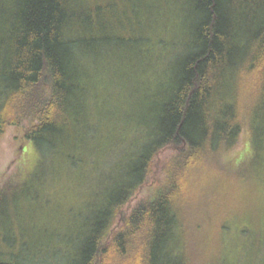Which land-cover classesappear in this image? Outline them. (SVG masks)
Returning <instances> with one entry per match:
<instances>
[{
    "label": "trees",
    "instance_id": "trees-1",
    "mask_svg": "<svg viewBox=\"0 0 264 264\" xmlns=\"http://www.w3.org/2000/svg\"><path fill=\"white\" fill-rule=\"evenodd\" d=\"M169 1L135 0L131 22L110 0H0V142L13 125L49 150L77 142L88 60L119 42L134 44L137 57L158 4ZM176 3L191 39L172 61L168 91L150 106L140 101L142 139L107 205L78 247H41L34 225L16 222L30 188L9 164L0 170V264L49 254L59 264H224L223 221L264 144V0Z\"/></svg>",
    "mask_w": 264,
    "mask_h": 264
},
{
    "label": "rangeland",
    "instance_id": "rangeland-1",
    "mask_svg": "<svg viewBox=\"0 0 264 264\" xmlns=\"http://www.w3.org/2000/svg\"><path fill=\"white\" fill-rule=\"evenodd\" d=\"M110 2L116 9H126L132 22L135 0ZM168 4H158L151 18V40L137 57L135 47L131 48L134 44L119 42L88 60L87 115L75 145L68 144L61 152L57 146L49 150L26 139L24 128L17 125L9 126L3 134L0 170L13 164L11 170L20 169L30 188L18 199L16 222L21 230L32 223L34 231L40 233L34 239L41 247L52 243L78 247L124 179L125 162L134 158L142 139L140 101L150 106L149 100L168 91L176 66L172 61L191 39L190 31L184 32L186 8L179 14L176 0ZM129 32L133 35L134 28ZM256 152V158L250 159L254 166L251 180L238 191L241 204L233 206L223 221L226 227L218 248L224 264H264V144ZM56 260L49 254L43 263L36 264H59V256Z\"/></svg>",
    "mask_w": 264,
    "mask_h": 264
}]
</instances>
